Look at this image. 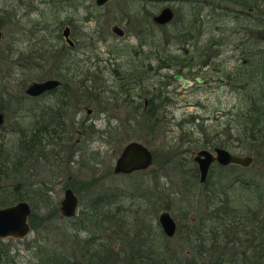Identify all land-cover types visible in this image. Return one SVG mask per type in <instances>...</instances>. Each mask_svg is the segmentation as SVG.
Instances as JSON below:
<instances>
[{"label":"trees","instance_id":"1","mask_svg":"<svg viewBox=\"0 0 264 264\" xmlns=\"http://www.w3.org/2000/svg\"><path fill=\"white\" fill-rule=\"evenodd\" d=\"M48 1L52 8L56 7L57 1ZM58 1L63 3L68 1V3L75 4L77 0ZM122 1L125 4L127 1L133 0ZM141 1L146 4L150 0ZM169 1L179 5L177 10L182 7L186 8L183 14L184 19H181L178 13V15L176 14L177 17L167 24L158 25L152 22L150 12L143 9L142 14L135 16V18L142 19V22L136 21L137 28H145L148 31L147 34L151 32L152 38H155L153 36L154 31L159 29L161 33H159L158 39L164 46L172 43L188 44L191 47V53L199 56L201 66L209 67L215 63L214 59L223 47L232 46V50L239 51L240 64L234 66L232 73L225 74V80L233 85L240 102L234 114L235 129L237 127L241 129L240 134H243V138L245 137L246 140L250 141V144H256L264 150V0ZM221 3L238 4L241 5V8L235 11L233 7L228 8L225 4L221 6ZM202 6L209 7V16L205 13H199ZM228 14L232 16L234 21L240 18L245 19V23H235V28L213 26L210 30V27L209 34L211 35L208 36L209 38L199 42L201 33L205 27H209L208 23L212 25L217 21V18ZM85 18L91 17L87 15ZM8 20L11 23L18 21V19L9 16L4 22H8ZM167 25H172L173 28L167 30ZM236 25H239V29L236 28ZM213 31L216 33L214 34ZM39 39L42 40L41 35H39ZM57 39L58 37L55 36L56 43L49 42L46 47H42V42L39 46L32 44L31 47L32 51L54 59L53 75L61 78V84L45 94L51 95V103L42 105L38 115L33 112L32 122L17 125V130L10 133L16 134L15 143L6 145L0 131V207L20 200L26 201L30 206L28 222L32 230L35 229L36 232L35 237L32 238L33 244H27V247L30 246L31 249H34V256L27 260H20L18 255L16 243L20 241L19 239H0V264H75L76 262L71 261L64 252L63 245L62 247H55L45 238L46 235H40L39 228L41 227L58 231L64 237L69 236L70 231L73 230L74 233L71 235L74 238L72 239H77L75 244L81 245L80 248H77L82 255V262L79 264H264V182L258 176L244 177L246 168H238L235 164H229L227 166L213 165L210 170L211 173L215 167L220 171L232 172L233 177L229 182H223L219 177L212 179L208 175L203 185L199 186L197 170L188 155L189 150L214 146L227 148L231 145L227 138H221L222 135L217 129H211L210 133H206V128L202 127L201 122H195L200 138L193 140L191 146L186 145L183 150L182 148L177 150L175 145H173L175 148L169 146V151L159 162L157 159L152 162V164L157 165V168L145 172L148 176L141 174L144 173V170L127 174L135 178L134 183H132L133 189L130 192L110 184L96 192L97 194L91 195L76 218H64L59 214L58 205L52 201L50 196V180H43L39 176L41 172L43 173L42 164L49 157L61 162L58 156L62 152L57 148L58 143L69 142L74 151L82 152L81 148L77 147L76 139L74 140L70 136V132L77 122L75 123L71 119L68 129L65 127V119L70 105L82 104L89 99L88 103L96 104L97 110L101 112L107 111V99L119 100L117 104L126 103L130 107L128 120L137 124H144L147 129H150L149 131H153L160 121L161 108L168 105V99L161 93L160 86L169 83L172 75H162L164 82L147 88L143 82L146 80L147 69L143 68V64L129 62L126 69L114 73L118 83L116 91L113 92L106 88L103 91H96L94 87L85 83L90 78L88 74L87 77H84L82 70L76 71L69 68L65 61L71 54V48L64 43L58 44ZM197 42L199 46H197ZM184 53L188 55L190 53L189 48H186ZM151 54L154 55L153 59L163 63L164 67L167 68L174 65L172 62L177 58L176 55L160 58L157 53L152 52ZM194 59V56H189L187 61L191 64ZM62 70L64 72H61ZM217 70L219 71L220 68H216ZM70 72L73 73L69 74ZM88 73L92 80L96 72L90 71ZM175 73L185 76L180 70H176ZM195 74L197 73L192 75ZM196 76L198 75L194 77ZM78 78L79 80H77ZM75 80L77 81L72 86L70 81ZM142 89H144L143 92ZM106 90L108 91L107 97L102 96V99L97 97ZM145 96H147V104L144 106L143 102L140 103V98ZM24 98L30 99L26 96ZM4 102V100L0 102L2 105L0 111L9 106L8 102ZM18 111L16 110L15 114H19ZM194 120L195 116L189 114L186 119L176 122L175 125L181 133L180 136H183L184 125L193 124ZM223 124L226 128H230L228 121ZM78 126L81 127L78 134L84 135V138L86 136L92 137L96 132L89 125L84 126V122L78 123ZM233 137L232 135L229 136L230 139ZM243 138L238 137V145L240 148L246 149ZM89 153L92 154V152ZM39 160H41L40 164ZM65 161L68 162L69 160L66 159ZM165 168L170 171L172 178L179 180L178 196L189 198L191 206L193 205L190 197L194 195L196 189L201 190V193L196 194V196L201 197L203 211L197 214L198 221L189 219L191 225L185 226L182 231L178 225L180 244L177 245V248L171 246L168 241H172L173 238H167L157 223L148 222L144 227L140 224L141 216L146 210V207L143 209L140 206L142 201L146 204L151 203L150 207L151 205H159L163 210L169 208V194L167 193V197L164 198L160 191L162 185L159 186L158 184V179L161 177L159 172L164 171ZM30 170L32 172L26 174ZM112 174H114L112 170L106 168L101 178L91 177L78 182L79 185L89 189L91 185L99 183L102 179L107 181V178ZM236 185H239L245 193L243 199L232 197L228 193V190ZM124 199L129 200L127 206L123 204ZM189 209L192 208L189 207ZM212 214L224 215L230 223L226 232L228 237L225 239L226 246L224 248L229 255L226 261H220L221 257H215L212 249H210L213 240L204 234L213 229L210 222ZM127 218L131 221H126ZM98 221L106 224L104 230L110 229L108 225L112 223L116 232L123 236V241L126 242L125 245L128 250L124 251V255L122 252L119 255V251H113L108 247L107 241H100L104 238H97L93 235V228L102 225L98 224ZM142 230L147 231L146 235ZM80 231L88 232L90 236L79 239ZM183 247L189 248V250ZM187 253H191L190 258L186 257ZM250 253L251 256L248 257L247 255ZM205 256L209 257L204 259Z\"/></svg>","mask_w":264,"mask_h":264},{"label":"rangeland","instance_id":"2","mask_svg":"<svg viewBox=\"0 0 264 264\" xmlns=\"http://www.w3.org/2000/svg\"><path fill=\"white\" fill-rule=\"evenodd\" d=\"M55 1H57V5L52 8L48 0H0V69L4 70V75L1 77L3 86L0 85V102L4 100V103L8 102L9 105L5 110L0 111V131L6 145L15 143L17 136L10 133L17 130V125L32 122L33 112L38 115L41 106L52 101L51 95H45L39 99L32 96L29 97L33 99L24 98V96L28 97L24 93V88L31 81H41L48 77L61 80L58 76L53 75L54 59L32 51L31 47L32 44L39 46L40 42L43 43L42 47H46L49 42L55 44V36L58 37V44L64 43L68 47L61 36L64 26H68V37L73 43L70 49L71 54L65 62L71 69L82 70L84 77H87L88 74L90 78L85 83L94 87L96 91H103L104 88L113 92L116 91L118 83L115 80L114 73L126 69L129 62L143 64V68L147 69L146 80L143 81L147 88L156 86L159 82L160 84L164 82L162 75H172V78L169 83L160 86L161 93L168 99V105L161 108L160 114L162 116L159 114L160 121L153 131H149L150 129H147L144 124H137L128 120L130 107L126 103L122 105L118 103L120 104L118 107L117 102L119 100L107 99V111L101 112L97 110L96 104L93 102L88 103L89 99L82 104L70 105L71 107H69L65 119L66 129H68L71 119L74 122L77 120L78 123L84 120V126L89 125L96 132L94 136L84 138V135L78 134L81 127L76 123V126L70 132V136L74 140L76 139L77 147H80L82 152L74 151L69 142L63 141L58 143L57 146L62 152L58 156L61 162L49 157L42 164L43 173L41 172L39 177L43 180H50V196L54 203L59 205L64 189L70 188L77 198L76 213L73 216L76 218L91 195L97 194L96 192L110 184L130 192L133 189L132 183H134L135 178L127 174H112L107 178L108 180L106 179L107 181L102 179L99 183L91 185V189L79 185V180L82 182L83 179L91 177L101 178L106 168L112 170L115 158L124 144L129 141L142 143L150 150L152 162L156 159L159 162L169 151V146L174 148L177 146V150L180 148L183 150L186 145L191 146L193 140L200 138L195 122H201L202 127L206 128V133H210L211 129H217L222 135L221 138H227L229 144H231L225 148L231 153L249 156L251 163L247 167L237 165L238 168H246L244 177L258 176L264 182V150L256 144H250V141L246 140L245 137L243 138V134H240L241 129H238V127L235 129L234 114L240 104L239 97L233 85L225 80V74L232 73L234 66L241 62L239 51L232 50V46L223 47L219 55H216L215 63L209 67L206 65L201 66L199 56L191 53V47L188 44L172 43L164 46L158 39L160 37L159 33H161L159 29L154 31L153 36L155 38H152L151 32L147 34L148 31L145 28H137L136 21L142 22V19L135 18V16L142 14L143 9L148 10L152 17L162 7L167 6L173 11L172 19H175L178 13L180 18L184 19L183 14L186 8L182 7L177 10L179 5L169 0H150L146 4L141 0L127 1L125 4L122 0H107L100 6H97L94 0H77L75 4L68 3V1L65 3ZM224 4L221 3V6ZM225 6L228 8L233 7L235 11L241 8V5L238 4L227 3ZM195 10H197V7H195ZM209 12L207 6H202L199 10V13L207 15ZM87 15L91 18L86 19L85 16ZM9 16L18 19V21L16 23H11L9 20L4 22L7 21ZM216 20L212 25L207 24L209 27H205L199 37V42L209 38L208 36L211 35L209 34L210 27V30L213 26L235 28V23H245L243 18L234 21L230 14L221 16ZM113 26L119 27L122 30V35L115 34L111 30ZM236 26L239 29V25ZM172 28V25L166 27L167 30ZM39 35H41L42 40L39 39ZM196 44L199 46L198 42ZM186 48H189L190 51L188 55L184 53ZM152 52L157 53L160 58L167 55H176L178 59L176 58L172 62L174 65L167 68L164 67L163 63L153 59ZM189 56L195 57L191 64L187 61ZM216 68H220V70L216 71ZM176 70H180L185 74V76L183 74L179 75H183L182 77L189 81L188 86L183 87L180 82L173 78V75L177 74L175 73ZM90 71L96 72L92 80L91 75L88 73ZM193 73H197L195 75L198 76L194 77ZM192 78L201 79V83L195 82ZM77 80L70 81V84L73 86ZM143 91L144 89H142ZM107 94L108 91L106 90L97 97L102 99V96ZM144 99H147V96ZM142 102L143 97L140 98V103ZM16 110H19V114H15ZM189 114L195 116L194 123L185 124L183 136H180L181 133L175 124L182 119H186ZM226 121L229 122V129L223 124ZM230 135L234 137L230 139ZM238 137L244 139L247 151L239 147ZM199 148L202 147L189 150L188 155L191 157L192 152ZM89 152H92V154ZM66 159L69 161L66 162ZM152 162L143 171L144 173H141L143 176H148L146 173L149 170L157 168V165L152 164ZM40 163L41 160H39ZM167 168L159 172L161 177L158 179V184L159 186L162 185L160 191L164 198L167 197V193L169 194V208L163 210L159 205H151L150 207L151 203L146 204L142 201L140 206L143 209L146 207V210L141 216L140 224L144 227L148 222L157 223L158 214L161 211H167L176 223L174 234L167 237L169 239L173 238V240L168 242L173 248H177V245L180 244L177 231L178 225L182 231L185 226L191 225L189 219L198 221L197 214L203 211V206L201 197L196 196L199 192L197 189L194 191V195L190 197L193 206L190 205L189 198L178 196L179 180L172 178ZM31 172L30 170L26 174ZM208 174L212 179L219 177L223 182H229L233 177L232 172L220 171L215 167ZM228 193L238 199H243L245 194L239 185L228 190ZM128 201V199L123 200L124 206H127ZM157 203L159 204V202ZM189 207L192 209H189ZM183 214L185 215L183 216ZM128 218L126 221L129 222L130 219ZM98 222L102 225L93 228V235L97 238H104L100 241H107L108 247L113 251H119V255L121 252L123 254L124 251H128L123 236L116 232V228L112 223L107 224L110 229L104 230L106 224ZM29 228L28 235L19 239L20 241L16 243L20 260H27L34 256V249H31L30 246L27 247V244H33L32 238L35 237L36 232L35 229L32 230L30 224ZM39 230L40 235H46L45 238L50 241V244L55 247H62L63 245L64 252L71 261L76 262L75 264L82 262L81 252L77 249L81 245H76L77 239H72L74 238L71 235V233H74L73 230L70 231L69 236L65 237L60 232L52 229L47 230L41 227ZM143 231L146 235L147 231ZM88 235V232L80 231L78 238L84 239ZM183 248L189 250V248ZM247 256L250 257L251 253ZM186 257L190 258L191 253H187ZM208 257L205 256L204 259Z\"/></svg>","mask_w":264,"mask_h":264},{"label":"water","instance_id":"3","mask_svg":"<svg viewBox=\"0 0 264 264\" xmlns=\"http://www.w3.org/2000/svg\"><path fill=\"white\" fill-rule=\"evenodd\" d=\"M107 0H94L97 6L102 5ZM173 18L171 8L164 6L158 13L151 17L152 22L158 25H164ZM118 36L122 35V30L113 26L111 29ZM69 28L64 26L61 36L64 42L72 46V41L68 37ZM173 78L180 82L183 87L190 83L181 75L175 74ZM195 82L201 83V79L195 78ZM61 82L57 79L47 78L41 81H31L24 88V93L28 96L36 97L43 92L58 87ZM1 123V114H0ZM192 162L196 165L199 182L204 181L208 167L211 163L216 162L219 165L235 164L247 167L251 163V158L245 155L231 153L221 147H214L211 150L197 149L192 152ZM152 162L150 150L142 143L129 141L122 147L121 151L114 160L112 172L114 174H129L135 171L147 169ZM59 214L64 218H71L76 213L77 198L70 188H65L62 198L58 203ZM30 213L29 204L20 200L16 203L0 207V239H22L29 233V224L27 216ZM157 223L166 237H171L176 228V223L167 211H161L157 216Z\"/></svg>","mask_w":264,"mask_h":264},{"label":"flooded vegetation","instance_id":"4","mask_svg":"<svg viewBox=\"0 0 264 264\" xmlns=\"http://www.w3.org/2000/svg\"><path fill=\"white\" fill-rule=\"evenodd\" d=\"M72 46H73V44H72ZM72 46H69L68 45L69 48H71ZM3 71L4 70L0 69V78L3 77V75H4V72ZM2 72H3V74H2ZM48 78H50V77H48ZM1 80H2V78L0 79V85L2 87L3 86V80L2 81ZM49 91H51V90H49ZM49 91L43 92V93H41L40 95H38V96H36L34 98L35 99L36 98H38V99L39 98H42V96L45 95V94H47V93H49ZM29 98H32V97H29ZM144 98L145 97H143V105L145 106L147 104V99H144ZM0 109H2V105H0ZM75 121L77 122V120H75ZM83 121L84 120H81V121H79V123L80 122L83 123ZM34 143H36V140H34ZM36 147H37V145H36ZM214 147H219V146H214ZM214 147H211V148H202V149L211 150ZM221 148H223V147H221ZM199 149H201V148H199ZM213 165H219V164H217L216 162H213V163H211L209 165L208 170H207V173H206V176H205V179L202 182H199V180H198L199 179V175H198V171H197V183H198L199 186L203 185V183L206 181V179H207V177L209 175L208 173H210V170L213 167ZM219 166H227V165H219ZM195 167H196V165H195ZM196 170H197V168H196ZM198 193H201V190H199ZM197 202H199V200H197ZM210 217H211L210 222L212 223V228L213 229L210 232H208V233L206 232L204 234H206V237L207 238H211L213 240V242H211L210 249H212V252L214 253L215 257H221V260L220 261H226L229 255H227V251L224 248L226 246L225 245V239L228 237L226 235V232H227V229L230 226L229 225L230 223H229L228 220H226V218H225L226 216H224V215H213L212 214ZM203 238H205V237H203ZM220 254H221V256H220ZM215 260H216V258H215Z\"/></svg>","mask_w":264,"mask_h":264}]
</instances>
